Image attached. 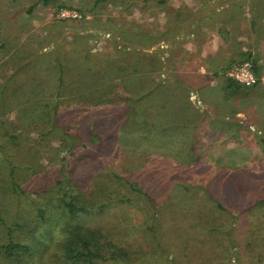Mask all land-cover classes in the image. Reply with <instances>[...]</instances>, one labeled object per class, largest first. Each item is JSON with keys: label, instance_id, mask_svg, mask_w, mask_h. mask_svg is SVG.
I'll use <instances>...</instances> for the list:
<instances>
[{"label": "rangeland", "instance_id": "1", "mask_svg": "<svg viewBox=\"0 0 264 264\" xmlns=\"http://www.w3.org/2000/svg\"><path fill=\"white\" fill-rule=\"evenodd\" d=\"M237 2L248 4L243 0H0V264H56V259L64 256L60 242L65 237L63 224L57 226L54 235L50 228L65 215L59 195L77 191L69 185L76 187L78 183L95 193L111 173L137 179L153 197L172 200L177 207L189 202L193 208L206 209L213 204L209 197L221 200L228 191L225 187L236 190L239 203L235 209L230 207L234 226L243 234L258 233L256 239L264 233L249 225L247 228L246 222L251 216L264 221V65L258 66L253 55L256 46L264 51V30L255 40L250 31L239 34L242 22L232 18L237 25L233 34H219L224 29L219 11L229 10V5ZM256 2L257 14L264 22V0ZM61 7L77 9L84 18L60 19ZM93 54L97 58L85 57ZM131 54L135 59L129 73H136H124L118 92L134 98L137 95L130 93L137 90L148 93L140 101L149 122V137L143 146L128 141L126 146H118L115 137L110 145L101 146L90 138L98 132L93 130L96 117L111 113L115 102L118 111L127 110L122 101L98 108L78 106L76 111L68 106L73 126L70 133L85 138L84 143L75 140L72 151L65 147L62 134L44 138L45 125L35 123V127L28 123L30 117L19 114V95L23 94L15 95L13 87H21L22 80L29 88L38 85L39 101L56 98L58 56L97 69L109 80L118 73V57L126 59ZM225 55L232 62L252 60L262 84L252 88L230 86L224 74L228 66L223 61ZM19 68L30 69V73L17 78ZM60 122H66L65 118ZM164 141L169 142L167 149L174 158L156 154L157 148H164ZM82 154H97L103 170L91 168L88 176L80 178L78 166L89 162L80 159ZM224 163L236 170L224 169ZM226 182L230 187L223 185ZM187 187L191 189L185 191ZM130 195L133 199L127 210L140 228L128 240L141 244L143 251L135 252L141 260L145 253L148 264H180V260L203 264L209 255L217 259L216 264L221 263L227 253L222 249L212 252L210 248L215 245L205 244L212 242V237L205 238L207 234L201 237L203 241L198 236L190 242L177 239L171 225L173 214L167 217L170 224L159 233L162 245H158L148 229L152 215L148 199L135 192ZM39 205L46 210L47 223L38 216ZM126 213L123 208L106 213L94 210L71 219V223L102 226L108 235L127 238L129 226L121 223ZM229 229L232 233L234 227L225 230ZM45 235L51 238L47 243L52 242L48 251L38 243ZM10 240L31 245L33 255L8 257L3 248ZM243 247L237 248L242 250L240 258L233 253L230 262H223L264 264V236L255 246L254 262L244 256ZM176 258L179 261L174 262ZM137 263L140 260L133 264Z\"/></svg>", "mask_w": 264, "mask_h": 264}, {"label": "trees", "instance_id": "2", "mask_svg": "<svg viewBox=\"0 0 264 264\" xmlns=\"http://www.w3.org/2000/svg\"><path fill=\"white\" fill-rule=\"evenodd\" d=\"M62 8L63 7L60 9ZM91 56L94 58L95 54L89 56L86 55L85 57L90 59ZM96 56L95 58H97ZM118 59L120 60L119 63L115 61L116 66L118 67V70H116L118 73L116 72L117 74H114L115 76L106 80L104 76H100L102 73L101 71H97L96 68V70H94L92 67H88L84 63L79 64L76 60L70 57L68 58L63 56L62 58V56H58L56 60V67L58 70V90L56 92V98H52L51 100L43 99L39 101L37 96H39L41 91L37 89L38 85H33L29 88V85L24 82L25 80H22L21 87H13V93L15 92V95L19 92L23 94L19 95V98L22 99L18 103L20 107L19 114L23 118L30 117L31 120L28 123H33L35 127V123L45 125L47 130L41 134L44 138L48 135H55L57 137V135L60 136L59 134H62V137H65L66 139L65 147H68L69 151H72L73 142L78 140L84 143L85 138H82V136L79 135H72L70 133L69 130L73 128L70 124L72 120L70 118L71 112L67 113L66 108L70 106L73 111H76L78 106L88 105L98 108V106L103 104L122 101L126 103L127 110H125L124 113H121L115 108V103H117L115 102L113 104L114 109L111 113L107 115L102 114L96 117V120L93 122V130H97L98 132L96 135L94 134L95 136L93 135L90 138L95 141H99L101 146L110 145L112 143V137H115L118 140V142L114 140L118 146H126L128 142L133 143L136 147L143 146L145 140L149 137L147 135L148 129H146V123L149 122H146L147 113L142 112L140 101L147 97L148 93L142 94V91L137 90V93H130L137 95L134 98L127 96L129 95L128 93L127 95H124L123 93L118 92L120 84L119 79L123 78L125 75L124 73H128L131 76L136 73H129L131 63L135 59L133 54H131L130 58L127 57L126 59H123L118 57ZM111 65L112 64L108 66L111 67ZM98 70H101V68ZM134 70L138 71V69ZM17 71L16 77H23L24 75L30 73V69L27 70L25 68H19ZM122 71L123 73H120ZM256 71L258 73L257 66ZM15 78L14 80H17ZM235 85L237 84L230 81V86ZM3 89H5V87ZM49 96L52 97L51 95ZM24 100H26V102ZM36 118L37 120H35ZM64 118L66 122L61 123L60 121ZM153 125L154 123H152L151 127ZM109 131L113 133L109 134ZM68 139H71L72 142L67 141ZM162 145L164 148H157L156 154H162L165 157L174 158V155L167 149L169 142L164 141ZM114 148H112V150H114ZM82 155L83 156H81L80 159H82V161L87 159L89 162H80L82 164L78 166L79 170H77L80 178L88 176L91 168H94V171L103 170L102 162L97 154ZM91 162L92 164H89ZM223 168L229 169V171L236 170L235 167L228 166L227 163L223 164ZM109 180L106 181L100 190L95 193L93 191L88 192L78 183V186L75 185L76 187L68 184L77 191L71 194L63 193L59 195L58 201L61 207L65 210V215L59 222L50 225V228L52 235H54L57 231V226L59 224H63L61 231L65 234V237L60 242L64 249V256L63 258H57L56 264H68L69 261L82 262L83 264H100V261L106 260H111L114 263L117 262L116 264H133L134 262H139L140 260L141 263L137 264H148L149 262L145 261L146 254L144 252V260H141L142 258H139L135 253L138 252V250L143 251L141 244L139 243V245L134 241L128 240L135 235V231L139 226L138 224L133 223L134 219L127 210V206L129 205L131 199H133L131 195L129 196L131 192H135L139 196L148 199L149 209L152 211L151 224L148 226V229L153 234V240H155L158 245H162L159 233H161L163 227L170 224L171 219L167 217L170 214H173V217L171 218L172 221L174 219L175 221L171 225L175 227L174 232L177 233V239L180 240V242H190V240L195 239L196 236L203 241L204 235L207 234L205 238L212 237V242H205V244H208L209 247L210 245H215L214 249L210 248L212 252L222 249V251L227 253L220 259L221 263L219 264H227V262H223L224 259L230 262L229 255L233 253L237 254L238 258H240L242 256V250H238L237 248H242V245H244V256L249 257V259L254 262L256 255V252H254L256 249L255 246L258 245L259 241H261V236H264V233L256 239L258 233H252L251 231V233L247 232L246 234H243L244 231H241L239 227L236 228L234 226V216L231 214L232 212L230 211V207L235 209L237 205L236 203H239L240 197L238 194L236 195V190L227 189L225 187L228 191L224 193L221 200L216 199V196L214 195L213 198L209 197L210 199L206 196V198L211 200L213 204L208 206L206 209H196L195 207L193 208L189 202H186L184 205L180 204L181 206L179 205L177 207L176 203L172 200L165 202L164 199L153 197L150 192L143 188L139 181L134 178H127L119 176L116 173H111ZM59 183L60 182H58V184ZM223 185L230 187V183L228 182L223 183ZM217 188L221 189L219 186ZM234 188L236 189L235 186ZM190 189L191 188L187 187L185 191ZM219 189H217V191ZM128 190L131 192L129 193ZM252 191L254 192L253 189ZM230 193L232 197L230 196ZM119 208H123L127 212L124 216H122L121 221V223L129 226L126 234L127 238L122 237L121 235H118L117 237L113 236V234L108 235L102 230V226L100 228H90L82 224L81 221H76L75 224L71 223V219L80 217V214L91 213L94 210L106 213L118 210ZM37 211L38 216L42 219V222L47 223L49 219L45 216L46 210L44 206L39 205ZM248 211H250V209ZM249 216L250 214L248 217ZM185 221H187V223ZM246 222L247 228L249 225L254 229L258 228V230H264L263 220L256 221L251 216L246 220ZM231 226L234 227L232 233L230 231L231 229L228 231L225 230L227 227L230 228ZM248 231H250V229H248ZM230 234L231 236L229 237ZM49 239L51 238H48V236L45 235L42 240H38V243L43 245L47 251L52 249V242L47 243ZM137 239L138 238H136V240ZM233 246L236 248V252H233ZM3 249L8 257H29L34 253L31 245L24 242H13L12 240L6 243ZM111 251L112 254L108 255V252ZM260 255L261 252L259 253V256ZM261 258L264 259V257ZM176 260H178V258L173 261L175 262ZM201 263L216 264L217 259H212L211 256L207 255L205 261ZM175 264L179 263L175 262ZM180 264H191V262H184L180 260Z\"/></svg>", "mask_w": 264, "mask_h": 264}, {"label": "crops", "instance_id": "3", "mask_svg": "<svg viewBox=\"0 0 264 264\" xmlns=\"http://www.w3.org/2000/svg\"><path fill=\"white\" fill-rule=\"evenodd\" d=\"M222 1L223 0H221V2ZM243 3H248V4L243 6L237 2L235 4L229 5V8H230V9L228 8L229 10L224 9L223 12H221L222 10L219 11L220 12L219 15L223 17L224 19V24H223L224 29L219 30V34L221 36L222 35L227 36L229 32L233 34L232 28L236 27L237 25L234 22H232L231 20L232 18H236L240 20V22H242V24L239 23V26H243L242 30L238 32L239 34H242V35H244V33L248 34V31H250V35L254 34L256 36L255 40L257 38V35L258 34L260 35V33L264 30V22L260 20L259 15L257 14L256 0H243ZM247 28H249V30H247ZM260 38H262V36H260L259 39ZM254 49L255 50H254L253 55L257 63L259 64L258 66L264 65V51L262 50V48L259 49L257 46L256 48L254 47ZM223 61H225L228 66L232 62L231 58L229 56L227 57L226 55L223 57ZM260 68L261 67H259V69ZM259 84H262L261 80L259 81Z\"/></svg>", "mask_w": 264, "mask_h": 264}, {"label": "built area", "instance_id": "4", "mask_svg": "<svg viewBox=\"0 0 264 264\" xmlns=\"http://www.w3.org/2000/svg\"><path fill=\"white\" fill-rule=\"evenodd\" d=\"M59 18L63 20H80L84 18V16L77 9L63 8L59 10ZM224 74L227 79L244 88L255 87L260 81L256 66L254 62L249 59L231 62L225 69Z\"/></svg>", "mask_w": 264, "mask_h": 264}]
</instances>
